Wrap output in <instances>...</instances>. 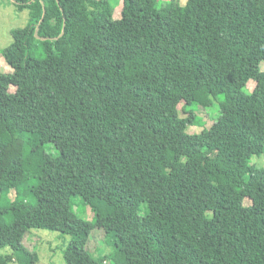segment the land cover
<instances>
[{"label":"trees","instance_id":"16d2710c","mask_svg":"<svg viewBox=\"0 0 264 264\" xmlns=\"http://www.w3.org/2000/svg\"><path fill=\"white\" fill-rule=\"evenodd\" d=\"M12 1L28 19L2 51L0 264H39L32 229L70 237L65 264H264V0H186L184 26L178 0L119 18L114 0ZM95 233L111 254L91 256Z\"/></svg>","mask_w":264,"mask_h":264},{"label":"rangeland","instance_id":"374dc122","mask_svg":"<svg viewBox=\"0 0 264 264\" xmlns=\"http://www.w3.org/2000/svg\"><path fill=\"white\" fill-rule=\"evenodd\" d=\"M122 1L123 0H114V18H119L120 12L122 9ZM165 1V0H161ZM179 1V13L182 17L181 25H188L193 21L192 17H184V4L186 0H178ZM152 4V0H131V7L137 13L144 15L149 12V8ZM27 11L24 9L20 11L14 4L12 0H0V73L9 74L13 71V64L8 62L4 56L2 51L7 48L12 43V32L15 29L23 28L27 23ZM141 65L140 60L132 61L128 63V69L130 72L135 73L139 66ZM261 70L264 71V63L260 67ZM254 84L252 82L248 83L246 88L241 92V94H245L248 96V93L253 89ZM242 97V96H241ZM239 103L244 105L245 102L239 96ZM211 111V110H210ZM200 118L204 120L205 127H209L212 122L208 118V116L204 113H198ZM181 117H185L184 114L180 113ZM159 126L164 132L165 135H168L173 129L169 128L166 121H159ZM202 130L201 127L196 126H188L187 133L188 134H198ZM258 167L264 168V154L260 157H254L252 160ZM60 164L63 166H73V162L60 161ZM165 170L163 168L157 167L154 169L155 175L163 174ZM254 201H258V196L254 191H249L245 197V204L249 205ZM66 214V210L63 209L58 214V219L60 221L67 220L73 218L74 216L71 214ZM75 214L86 221L91 220V215L89 213H79L75 211ZM64 216V217H63ZM64 218V219H63ZM33 237L32 240L28 241L29 250L31 252H35L39 257V264H65L62 258V250L69 243L70 237L67 235H61L57 232H51L47 230H30L24 237L26 238ZM88 247L90 254L93 258L102 257L107 254H111L114 250L112 245L110 244L109 239H102V235L99 233L93 234L89 237ZM8 253V250H6ZM4 252V254H6ZM13 263V262H12ZM115 264H121V260L117 261L115 259Z\"/></svg>","mask_w":264,"mask_h":264},{"label":"water","instance_id":"95a60500","mask_svg":"<svg viewBox=\"0 0 264 264\" xmlns=\"http://www.w3.org/2000/svg\"><path fill=\"white\" fill-rule=\"evenodd\" d=\"M42 17H43V16H42ZM41 21H42V19L40 20V22H41ZM37 29H38V27L36 28V32H37ZM36 32H35V33H36Z\"/></svg>","mask_w":264,"mask_h":264}]
</instances>
